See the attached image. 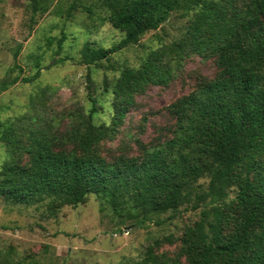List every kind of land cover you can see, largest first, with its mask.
<instances>
[{"label":"trees","instance_id":"1","mask_svg":"<svg viewBox=\"0 0 264 264\" xmlns=\"http://www.w3.org/2000/svg\"><path fill=\"white\" fill-rule=\"evenodd\" d=\"M29 1L35 13L39 1ZM100 2L108 14L102 21L124 38L109 49L86 43L80 51L85 66L137 45L173 13L190 17L179 40L151 50L137 68L124 69L105 84L104 92L112 96L108 125L94 123L99 107L89 95L88 112L71 116L63 138L68 150H55L48 129L22 125L24 118L0 122V141L29 158L25 164L13 159L2 165L0 199L54 215L93 194L139 225L180 208L200 209L175 257L155 255L148 247L132 264H264V0ZM64 39L58 40L59 49ZM190 56L215 58L218 75L170 105L173 136L139 157L102 158L99 143L115 136L135 95L148 86L168 85ZM37 78L5 77L0 94Z\"/></svg>","mask_w":264,"mask_h":264},{"label":"rangeland","instance_id":"2","mask_svg":"<svg viewBox=\"0 0 264 264\" xmlns=\"http://www.w3.org/2000/svg\"><path fill=\"white\" fill-rule=\"evenodd\" d=\"M38 1L34 13L29 0H0V80L8 76L31 79L38 74L36 80L18 82L0 94V122L24 118L22 125L48 129L55 150L71 147L63 138L72 114L90 109L89 95L99 107L94 123L108 125L112 96L104 92L105 84L113 82L124 69L137 68L151 50L179 40L190 17L173 13L137 45L113 54L107 61L85 66L80 63V51L86 43L109 49L124 38V33L102 21L108 14L100 0ZM62 37L65 39L59 49ZM217 75L215 58L184 59L168 85L148 86L135 95V104L115 136L99 143V155L107 162L135 158L144 149L170 139L175 127L170 105ZM13 159L22 164L29 160L27 154L0 141V168ZM201 183L205 186L206 180ZM199 211L180 208L139 225L136 218L114 211L103 197L93 194L75 207H60L54 215L37 205L0 199V261L132 264L148 247H153L155 255L173 258L180 250L179 239L185 228L198 221Z\"/></svg>","mask_w":264,"mask_h":264}]
</instances>
